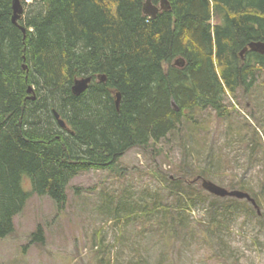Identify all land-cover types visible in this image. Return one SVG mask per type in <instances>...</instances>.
Returning a JSON list of instances; mask_svg holds the SVG:
<instances>
[{
    "label": "trees",
    "instance_id": "obj_1",
    "mask_svg": "<svg viewBox=\"0 0 264 264\" xmlns=\"http://www.w3.org/2000/svg\"><path fill=\"white\" fill-rule=\"evenodd\" d=\"M168 1L170 9L150 16L146 0H21L14 22V0H0V239L15 232L33 194L63 211L73 178L115 170L131 149L181 132L199 112L226 116L228 94L253 89L264 75V54L241 55L264 41V0ZM87 77L75 94V81ZM188 171L144 203L146 223L170 235L189 230L180 209L204 195L192 185L210 171ZM29 178L31 191L23 187ZM126 202L130 218L136 206ZM44 240L38 224L31 242Z\"/></svg>",
    "mask_w": 264,
    "mask_h": 264
},
{
    "label": "rangeland",
    "instance_id": "obj_2",
    "mask_svg": "<svg viewBox=\"0 0 264 264\" xmlns=\"http://www.w3.org/2000/svg\"><path fill=\"white\" fill-rule=\"evenodd\" d=\"M224 105L226 116L199 112L181 132L131 149L115 170L82 172L69 184L63 211L50 197L33 194L15 217V232L0 239V263L108 264L110 258L111 264H264V75L253 89L228 94ZM185 160L195 173L210 171L205 178L221 187L256 195L260 213L250 200L226 199L199 181L193 191L204 195L180 209L189 230L170 235L146 223L144 203L189 172ZM23 187L33 189L30 178ZM122 200L136 206L130 218L132 207ZM38 224L44 243L31 242Z\"/></svg>",
    "mask_w": 264,
    "mask_h": 264
},
{
    "label": "water",
    "instance_id": "obj_3",
    "mask_svg": "<svg viewBox=\"0 0 264 264\" xmlns=\"http://www.w3.org/2000/svg\"><path fill=\"white\" fill-rule=\"evenodd\" d=\"M170 3L168 0H161L159 5H156L152 2V0H146L145 4H144V13L150 16H156L157 13L161 10V9H170ZM22 3L21 0H14V11L15 14L13 16V21L17 22V20L20 18V15L22 13ZM23 31H25V27H22ZM248 49H251L253 51H257L260 52L262 54H264V41H253L250 42L248 46H246L242 51H241V55H243L245 53V51H247ZM176 64H180L179 61H176ZM181 64H184V61L181 62ZM104 79V77H103ZM91 82V77H87V78H80L77 79L75 81V84L73 86V91L75 94H80L83 91H85L88 86L89 83ZM29 91H33V87L29 88ZM118 99L120 98V94L117 95ZM56 118L58 119L59 124L62 127H66V123L65 121L60 117V115L56 112V110L54 111ZM203 187L206 188L208 191H210L211 193H214L216 195L222 196V197H236V198H246L248 200H250L253 205L258 209V213H260V207L256 201V199L254 197H252V195L246 191L243 190H238V189H233V190H229L227 188L221 187L219 185H217L216 183H214L213 181L210 180H203L202 183Z\"/></svg>",
    "mask_w": 264,
    "mask_h": 264
}]
</instances>
